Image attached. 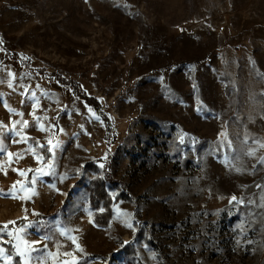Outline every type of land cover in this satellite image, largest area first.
Masks as SVG:
<instances>
[{"label":"rangeland","instance_id":"obj_1","mask_svg":"<svg viewBox=\"0 0 264 264\" xmlns=\"http://www.w3.org/2000/svg\"><path fill=\"white\" fill-rule=\"evenodd\" d=\"M0 39V264H264V0H0Z\"/></svg>","mask_w":264,"mask_h":264},{"label":"snow or ice","instance_id":"obj_2","mask_svg":"<svg viewBox=\"0 0 264 264\" xmlns=\"http://www.w3.org/2000/svg\"><path fill=\"white\" fill-rule=\"evenodd\" d=\"M2 43H3V40L0 39V44H2ZM2 50L3 49H0V51H2ZM25 59H27V57H25ZM34 95L35 94L33 93V96ZM36 103H37V105L39 104L38 98L36 99ZM9 110L10 111H15L14 109H9ZM20 115H23V114L20 113ZM32 115L34 117L35 123L40 125V130L41 131H48V129L43 126L41 117L36 116L34 112L32 113ZM44 119H47V117H44ZM97 119H99V117H97ZM27 125H28V121H23V126L26 127ZM17 135H19V133H17ZM37 143H39V142H37ZM49 144H51V140H49ZM53 147H55V145ZM261 147H264V144H262ZM49 150H51V149H49ZM0 151H3V148H0ZM17 155L19 156L20 154H17ZM248 155H255V153L254 152H249ZM37 158L40 159V157H37ZM261 163H264V157L261 158ZM101 167H103V165H101ZM236 171H240V169L237 168ZM20 174L24 175L23 172H21ZM13 187H15V186H13ZM10 198H13V197H10ZM232 199L236 200V197H233ZM9 223H15V221H9ZM127 227L131 228L132 225L131 224H127ZM3 229H7V224H5L3 226ZM69 231L70 230L61 229V235L68 236V232ZM0 234H5V233L0 231ZM6 234L7 235H11L10 232H7ZM44 239H50V237H45ZM69 239H72V237H69ZM17 240H19L20 243L16 245V249H17L18 255L24 257L23 264H31V260L29 259L30 253L33 252V251H38V249L32 247L31 245L35 244V243H38V242H30V241L22 239L19 236H17ZM2 251H3V249H0V252H2ZM79 251L83 252V248H79ZM65 255H71V253H67L66 252ZM36 259H37V264H39L41 257H37ZM65 264H67V262H65Z\"/></svg>","mask_w":264,"mask_h":264},{"label":"trees","instance_id":"obj_3","mask_svg":"<svg viewBox=\"0 0 264 264\" xmlns=\"http://www.w3.org/2000/svg\"><path fill=\"white\" fill-rule=\"evenodd\" d=\"M75 91L78 92V94L81 95L86 100V102L88 104H90L95 110H97V112L104 118L109 131L113 132L111 140L115 141V139H114V136L116 135L114 132L115 128H113L112 118H111L109 112L107 111V109L105 107H103L102 105H100L96 100L89 98L84 94H80V91L76 87H75ZM90 191H91V198H93L95 200L97 199L96 197H103L106 195L103 182H101V181L97 184V186L95 188L91 189ZM105 216H107V215L105 214ZM106 218H108V217H106Z\"/></svg>","mask_w":264,"mask_h":264}]
</instances>
